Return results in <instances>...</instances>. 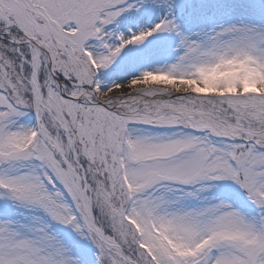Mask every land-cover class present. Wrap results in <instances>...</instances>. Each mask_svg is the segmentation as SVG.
Here are the masks:
<instances>
[{"label":"snow or ice","instance_id":"obj_1","mask_svg":"<svg viewBox=\"0 0 264 264\" xmlns=\"http://www.w3.org/2000/svg\"><path fill=\"white\" fill-rule=\"evenodd\" d=\"M0 264H264V0H0Z\"/></svg>","mask_w":264,"mask_h":264}]
</instances>
